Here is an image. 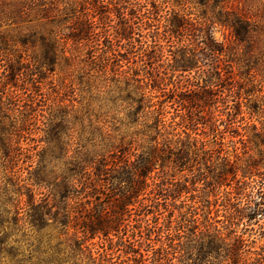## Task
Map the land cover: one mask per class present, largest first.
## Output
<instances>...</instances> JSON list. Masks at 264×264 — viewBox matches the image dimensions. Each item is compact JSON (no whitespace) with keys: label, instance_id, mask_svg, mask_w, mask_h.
Wrapping results in <instances>:
<instances>
[{"label":"rangeland","instance_id":"rangeland-1","mask_svg":"<svg viewBox=\"0 0 264 264\" xmlns=\"http://www.w3.org/2000/svg\"><path fill=\"white\" fill-rule=\"evenodd\" d=\"M51 4L65 9L62 16L34 28ZM234 16L255 25L243 42L226 23ZM83 18L94 24L95 38L76 47L65 36ZM185 22L203 32L170 37L168 26ZM205 32L225 51L221 60L208 56ZM53 40L55 58L48 53ZM219 78L225 81L215 87ZM208 84L221 97L209 101L197 91ZM143 97L148 108L138 112ZM189 119L187 133L212 161L183 170L163 144L140 197L148 210L130 207L111 242L96 237L86 243L92 256L78 251L74 213L81 221L84 209L104 205L107 185L94 196L86 175L63 201L69 162L79 154L128 171L153 138L163 135L160 142L178 151ZM156 120L159 135L148 130ZM0 138L9 141L0 146V264H232L236 238L238 264H264V212L253 218L249 209L264 180V0H0ZM174 186L187 191L173 199L166 190ZM41 203L50 215L39 233L30 216ZM211 231L220 234L219 245L197 249L195 235L210 242Z\"/></svg>","mask_w":264,"mask_h":264},{"label":"trees","instance_id":"trees-1","mask_svg":"<svg viewBox=\"0 0 264 264\" xmlns=\"http://www.w3.org/2000/svg\"><path fill=\"white\" fill-rule=\"evenodd\" d=\"M65 11V9L60 10L58 9L56 4H51V7L45 8L43 10V15L39 18L36 17V19L33 21L35 22V27H46L48 25L54 24V20H56L58 17L62 16V13ZM24 10L19 12L18 15H20V19H22L25 16ZM28 14V13H27ZM79 19V18H77ZM231 20L227 21V25L230 26L233 30L234 36L236 40L243 42L245 41V38L252 36L254 30V24L250 17L248 16H234L233 18H230ZM201 26V25H200ZM192 24L185 22L178 26L169 25L168 26V33H170V37H175V35H178L181 37H190L192 36V32H203L202 28L191 30ZM94 24L89 20L88 18H83L82 20H79L76 22V25L74 27V23L72 25L71 31L68 32L65 36V40L72 41L76 47L86 46L88 42L91 43L93 38H95V34L93 33ZM179 28H181V32H178ZM192 33V34H191ZM206 36V42H205V49L207 50L208 56L213 60H221V57L224 55L225 51L223 48L216 43L214 40H212L209 32H205ZM123 35V34H122ZM193 37H195V34H193ZM244 39V40H243ZM56 40V39H55ZM50 52H48L52 57L58 56V42L52 41V46H50ZM227 74L232 73V66L230 64L225 65ZM182 71L187 68L186 66L181 67ZM228 78V77H227ZM226 78V80H227ZM231 76H229V79ZM225 80L219 78V83L215 85V87H218L223 84ZM210 85H205L199 87L200 90H197L198 92L201 91V94H205L210 99L209 101H212L213 97L220 96V93L222 91L216 90L214 92L212 89H210ZM198 86V85H197ZM194 91L193 93H195ZM198 93H195V95ZM212 98V99H211ZM218 99V98H217ZM183 99L181 98V101ZM196 100H191L190 103L193 105ZM146 100L144 97L142 99L138 100V112L144 111L145 108H148L146 105H144ZM137 103V101H136ZM231 109V108H229ZM190 120V121H189ZM184 124L185 131L183 132L186 135V142L182 143L180 148L177 150L171 148V143L166 141V143L160 142V139L163 137L161 135L160 139L153 138V144L149 148V152L145 153L140 157V160L138 162L130 163L133 168H131L128 171L121 172L120 166H117V168H107L109 165L108 163H105L104 160L95 161V160H82L77 154V156L69 162L71 172V184L66 185V188L64 192H58L60 198H62L63 201L66 199L68 200L70 198V195L74 194L71 193L72 189L75 186L83 185V179L84 176H89L91 180V185L89 190L96 192L95 195L101 193V189L106 190L107 185V192L105 193L106 197H108V200L105 202V204H97V201L95 202L94 206L89 209H84L82 214L80 215L81 221L78 220V216L76 217L77 213H74L73 216V226L72 229L74 230V239H76V248L78 251H81L82 253L85 252L88 255L92 256V249L90 245H86L87 242H91L96 237H105L110 242L112 239L109 238L111 233H118V230L120 229L121 225L125 222L126 219L125 216L129 215L131 213L130 207H133L134 205L138 204L139 211H147L148 207L144 204V199H141L140 197L143 195L144 191L150 186L148 184L149 175L153 172L154 164L157 161V155L158 150L161 148V146L166 145L164 147L167 150L168 156H174L175 160L173 161L174 165L180 168L185 169H191L192 165L189 166V164L193 162H198L199 160H204L207 164L212 161L214 158V154L211 153L210 150H206V146L204 144H201L200 147L198 146L197 140H191V135L187 133V130L190 129V127L193 125V120L189 119ZM160 121L156 120L153 124V126H149L148 130L155 131L156 134H160ZM164 142V141H163ZM6 143V145H5ZM178 143V142H177ZM0 146L8 148L9 141L6 139L0 138ZM8 146V147H7ZM165 149H161L164 153L166 152ZM10 155H4V157H9ZM208 159V160H207ZM218 159H221L220 156H218ZM226 161L227 158L224 157ZM126 163V162H125ZM137 163V164H136ZM199 163V162H198ZM191 171V170H190ZM128 175L127 180L124 181V176ZM126 182L127 186H123V183ZM39 183V182H38ZM105 183V184H102ZM255 193L254 200L252 202H249V209L253 208V213L251 217L256 218L258 215H262L264 212V180L262 179L260 182L255 184V187L253 188ZM60 190V188H59ZM58 191V190H57ZM68 191V192H67ZM170 193L173 199L176 197H179L182 193H186L187 188L183 187L181 189L178 188V186H174V188H170L166 190ZM75 192V191H73ZM103 194V193H101ZM88 197L91 195V193H87ZM104 195V194H103ZM167 196V194H163L162 197ZM74 198V197H73ZM258 199V200H255ZM42 205L38 206V211L36 213L37 216L33 217L30 221V224L34 229H36L37 232H42L44 229V218H46L47 215H50V211L48 210V205L41 203ZM252 205V206H251ZM72 212V211H71ZM67 211V219L64 220V222H59L62 226H64V229H66L68 226V220L70 217V213ZM238 217L242 216L241 211H237ZM232 215L230 214L228 216L229 222L232 224V220L236 218H230ZM249 217L250 219H252ZM55 225L58 226V214H56V220ZM215 231V230H213ZM211 241L205 242L203 241L202 237H200L201 234L199 233L195 238L200 239L199 242L195 243L197 249H205V247L215 248L217 245H219L221 238L220 234L218 232H213ZM80 234V236H78ZM202 239V241H201ZM240 239L236 238L235 243L239 244V246L235 245L229 251L230 257L229 259L232 260V264H238L239 260L241 259V244ZM195 248L193 247V250ZM194 255V254H193ZM197 256V257H196ZM196 259L200 260L199 257L201 254H196ZM207 256V254L205 255ZM92 258V257H91ZM96 260V259H94Z\"/></svg>","mask_w":264,"mask_h":264}]
</instances>
